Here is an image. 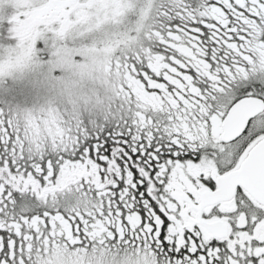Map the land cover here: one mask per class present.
I'll return each mask as SVG.
<instances>
[{
	"label": "snow or ice",
	"instance_id": "1",
	"mask_svg": "<svg viewBox=\"0 0 264 264\" xmlns=\"http://www.w3.org/2000/svg\"><path fill=\"white\" fill-rule=\"evenodd\" d=\"M37 6L61 11L34 45L0 33V264H45V238L86 248L87 264H264V201L242 184L233 211L199 198L222 190L264 140V59L254 55L264 0ZM68 49L93 53L91 70L117 102L107 114L78 116L57 67ZM250 101L261 111L223 139ZM202 161L215 176L189 171Z\"/></svg>",
	"mask_w": 264,
	"mask_h": 264
},
{
	"label": "flooded vegetation",
	"instance_id": "2",
	"mask_svg": "<svg viewBox=\"0 0 264 264\" xmlns=\"http://www.w3.org/2000/svg\"><path fill=\"white\" fill-rule=\"evenodd\" d=\"M96 2L100 3L99 1L96 0ZM28 10L21 11L20 13L22 14H17L16 17H14L17 20H20L24 24L22 27H27L29 26V15L27 12ZM61 10L52 8V7H46L43 11H37L36 15H40L42 19H46L54 14H59ZM27 12V13H26ZM132 22H135V15L133 14L131 17ZM2 30V27L0 26V31ZM254 55L258 56L260 59H264V44H261L259 41H257V47L256 51L254 52ZM250 63H255V61L252 60L251 57H247ZM163 65L160 63V60L157 59L155 61L154 67L158 70L160 67ZM257 83H260L259 80H257ZM139 93V98L142 99L146 104H151L153 103L154 98L149 96L147 93L143 92L142 87L137 90ZM97 94V95H96ZM96 94L93 92L92 98H91V103L88 107H83V106H77V114L80 116L82 119H87L89 115L92 116H103L107 114L110 102L111 106L116 105V101L111 100V97L108 93V90H105L104 93H99V91L96 90ZM72 94L69 93V98L75 99L77 101V97L75 96V93L73 94L74 97L71 96ZM99 97H102L104 102L101 104L99 102ZM5 98L0 97V105L3 104ZM11 102V98H7ZM261 111V106L257 102H249L245 105H243L239 112L235 115L234 119L231 120L226 124V126L223 129V136L222 138L225 140H231L232 137L236 136L239 134V130L243 128L244 126V121L247 120L249 116L255 115ZM149 123H151V120L149 119ZM264 142V140L257 141L253 145H251L243 158V163L236 169L233 170V172L230 175H232L235 172H239L242 169V166L244 165L246 159L249 156V153L252 151L254 147L259 145L260 143ZM189 171L192 172L193 174H197L198 171H205L206 174H211L214 175L216 174V167L214 162L208 161L207 163L202 161V166H190ZM75 174V170L72 172H66L63 177L64 180L62 183H69L71 182V177L72 175ZM226 177L224 178V184L222 190L218 191L217 193L224 194V197L221 199H218L221 201V205L223 210L226 211H233L236 208V194H235V186L236 184H242L241 182H235L231 180V178ZM181 179L186 181V177H184L183 172L180 173ZM245 186V185H244ZM246 188V193L248 194L249 198L253 201L254 204L257 206H261L260 202L261 200L255 198L250 191H248L247 187ZM215 193V194H217ZM183 195V192L181 191L180 193ZM230 194V195H229ZM212 193H208L207 191L202 192L199 195V198L201 199L202 205H210L212 203H215L217 200L211 201ZM228 196V197H226ZM222 222H215L216 225H219ZM221 229L217 228L215 225L209 229L210 235L212 234H218V231ZM37 240H39V237H37ZM39 251V249H38ZM90 255V253L87 252L86 248H77V249H72L69 247L68 244H65L63 242H58L56 240L54 241H49L47 238L43 241V255L41 257V260L45 262V264H87V257ZM122 257L117 258V264H120V261L122 260Z\"/></svg>",
	"mask_w": 264,
	"mask_h": 264
},
{
	"label": "rangeland",
	"instance_id": "3",
	"mask_svg": "<svg viewBox=\"0 0 264 264\" xmlns=\"http://www.w3.org/2000/svg\"><path fill=\"white\" fill-rule=\"evenodd\" d=\"M104 7L109 5L122 6L125 3H129L130 0H97ZM51 2V0H50ZM46 6H37V0H4V6L0 7V26L2 32L12 31L13 36L19 38L21 41L31 40L33 45L35 40L40 35V25L49 24L53 19L57 17V13L42 19L41 14L36 15L37 11H43ZM28 10L29 26L22 27L24 24L20 20L15 19L17 14L21 11ZM109 11H118L119 9L109 8ZM26 12V13H27ZM5 24L11 25L10 28H5ZM93 53L85 51L83 53L73 52L72 49H68L64 54V62L57 67L61 70V74L69 84V93L71 96L77 97V106L88 107L91 103L93 92L96 94V90L99 93H104L107 88L101 84L98 75L91 70V57ZM23 84H18V90L23 88ZM97 95V94H96ZM70 97V96H69ZM99 102L103 104L104 100L99 97ZM64 175V174H63ZM64 177L62 176V182Z\"/></svg>",
	"mask_w": 264,
	"mask_h": 264
},
{
	"label": "water",
	"instance_id": "4",
	"mask_svg": "<svg viewBox=\"0 0 264 264\" xmlns=\"http://www.w3.org/2000/svg\"><path fill=\"white\" fill-rule=\"evenodd\" d=\"M229 178L243 183L255 198L264 201V142L252 149L242 169L230 175ZM223 197L224 194L221 193L213 194L211 201Z\"/></svg>",
	"mask_w": 264,
	"mask_h": 264
}]
</instances>
